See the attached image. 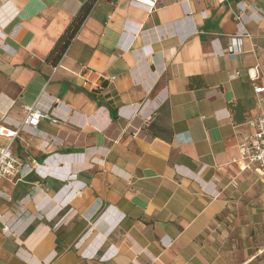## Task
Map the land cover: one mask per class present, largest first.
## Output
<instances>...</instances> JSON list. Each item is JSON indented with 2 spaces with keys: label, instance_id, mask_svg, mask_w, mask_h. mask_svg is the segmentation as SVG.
<instances>
[{
  "label": "crops",
  "instance_id": "obj_1",
  "mask_svg": "<svg viewBox=\"0 0 264 264\" xmlns=\"http://www.w3.org/2000/svg\"><path fill=\"white\" fill-rule=\"evenodd\" d=\"M85 1L0 0V127L53 113L14 143L47 177L0 180V264H264V184L233 162L264 0H99L53 65Z\"/></svg>",
  "mask_w": 264,
  "mask_h": 264
},
{
  "label": "built area",
  "instance_id": "obj_2",
  "mask_svg": "<svg viewBox=\"0 0 264 264\" xmlns=\"http://www.w3.org/2000/svg\"><path fill=\"white\" fill-rule=\"evenodd\" d=\"M99 1V0H98ZM97 1V2H98ZM159 0H132V3L140 4L149 10L155 8ZM97 4V3H96ZM241 37H233V41L229 44L228 53L231 57L236 58L241 52ZM240 71H236L237 76ZM84 85L88 83L87 79L83 80ZM255 93L261 109L254 115L250 116L246 124L248 131L239 133L238 148L239 156L233 159L238 163L242 170L251 169L254 171L264 184V85L255 86ZM140 112V109H136ZM53 113L41 108L37 103L26 107V113L23 121L15 127V129H6L0 127V134L10 138L8 144L0 145V180H6L10 183L17 184L25 181L31 174H37L41 178H46L47 174L43 171L44 164L39 163L35 158L19 156L14 149V143L19 133L26 128H37L42 118L52 117ZM153 113L147 115L146 120L150 121ZM5 232L10 231V227L4 228ZM49 260L45 264H50Z\"/></svg>",
  "mask_w": 264,
  "mask_h": 264
},
{
  "label": "trees",
  "instance_id": "obj_3",
  "mask_svg": "<svg viewBox=\"0 0 264 264\" xmlns=\"http://www.w3.org/2000/svg\"><path fill=\"white\" fill-rule=\"evenodd\" d=\"M98 0H86L77 15L73 18L71 23L66 28L65 32L61 35L54 48L48 55L47 60H49L53 65H57L68 47L70 46L73 38L80 30L81 26L91 13L92 9L96 5ZM193 86V82L190 83ZM116 115V112L114 113Z\"/></svg>",
  "mask_w": 264,
  "mask_h": 264
}]
</instances>
